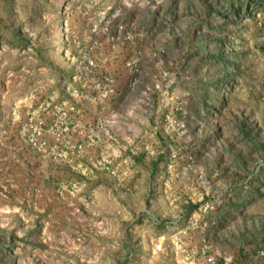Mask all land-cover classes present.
<instances>
[{
  "label": "rangeland",
  "instance_id": "obj_1",
  "mask_svg": "<svg viewBox=\"0 0 264 264\" xmlns=\"http://www.w3.org/2000/svg\"><path fill=\"white\" fill-rule=\"evenodd\" d=\"M263 248L264 0H0V264Z\"/></svg>",
  "mask_w": 264,
  "mask_h": 264
},
{
  "label": "built area",
  "instance_id": "obj_2",
  "mask_svg": "<svg viewBox=\"0 0 264 264\" xmlns=\"http://www.w3.org/2000/svg\"><path fill=\"white\" fill-rule=\"evenodd\" d=\"M260 254H264V248L260 251ZM208 260L209 261H213V258L212 257H209Z\"/></svg>",
  "mask_w": 264,
  "mask_h": 264
},
{
  "label": "trees",
  "instance_id": "obj_3",
  "mask_svg": "<svg viewBox=\"0 0 264 264\" xmlns=\"http://www.w3.org/2000/svg\"><path fill=\"white\" fill-rule=\"evenodd\" d=\"M215 58H217V56ZM222 63H224V64L226 63L224 59H222Z\"/></svg>",
  "mask_w": 264,
  "mask_h": 264
}]
</instances>
